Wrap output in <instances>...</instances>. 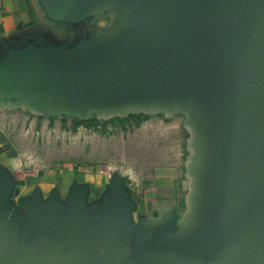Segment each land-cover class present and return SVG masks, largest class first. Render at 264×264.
Listing matches in <instances>:
<instances>
[{
  "label": "water",
  "instance_id": "obj_1",
  "mask_svg": "<svg viewBox=\"0 0 264 264\" xmlns=\"http://www.w3.org/2000/svg\"><path fill=\"white\" fill-rule=\"evenodd\" d=\"M46 1L64 17L112 2L130 16L88 52L42 61L34 93L82 114L193 108L203 192L193 218L130 226L119 182L103 206L77 183L13 206L0 170V264H264V0Z\"/></svg>",
  "mask_w": 264,
  "mask_h": 264
},
{
  "label": "rangeland",
  "instance_id": "obj_2",
  "mask_svg": "<svg viewBox=\"0 0 264 264\" xmlns=\"http://www.w3.org/2000/svg\"><path fill=\"white\" fill-rule=\"evenodd\" d=\"M128 111L151 116L139 125L115 121L83 127L73 126L71 120L93 114L107 120L125 116ZM195 116L189 107L86 114L25 108L0 114V148L20 176L11 198L25 193V179L33 181L47 170L62 169L74 173L75 178L93 176V181L107 192L118 182L122 184L134 207L130 210V226L140 221L162 223L172 213L193 218L199 207L194 195L203 192L192 168L198 149L195 126L191 125ZM94 195L98 192L91 198ZM145 233L149 236L151 231Z\"/></svg>",
  "mask_w": 264,
  "mask_h": 264
},
{
  "label": "crops",
  "instance_id": "obj_3",
  "mask_svg": "<svg viewBox=\"0 0 264 264\" xmlns=\"http://www.w3.org/2000/svg\"><path fill=\"white\" fill-rule=\"evenodd\" d=\"M129 16L130 11L116 2L64 17L46 0H0V114L5 116L10 110L25 108H51L33 88L42 61L88 52L91 44L117 29ZM10 161L0 148V170L10 176L9 200L13 206L21 205L22 199H32L37 191L45 201L54 189L61 200H66L74 183L86 185L87 204L103 206L106 189L100 188L93 176L75 178L74 173L67 174L62 169L47 170L33 181L25 179V193L11 198L20 176L14 173ZM95 192L98 195L91 198Z\"/></svg>",
  "mask_w": 264,
  "mask_h": 264
},
{
  "label": "trees",
  "instance_id": "obj_4",
  "mask_svg": "<svg viewBox=\"0 0 264 264\" xmlns=\"http://www.w3.org/2000/svg\"><path fill=\"white\" fill-rule=\"evenodd\" d=\"M150 116L151 114L149 113L134 112V113H127L125 116H115L107 120H100L96 117V115L93 114L85 118H80V117L71 118V120L73 126H83V127H93L115 121H119L123 124L131 122L134 123L135 125H139L143 121L147 120Z\"/></svg>",
  "mask_w": 264,
  "mask_h": 264
}]
</instances>
